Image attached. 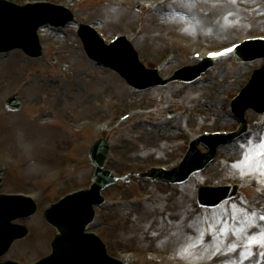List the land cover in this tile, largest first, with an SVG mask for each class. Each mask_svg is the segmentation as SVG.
<instances>
[{
	"label": "rangeland",
	"instance_id": "rangeland-1",
	"mask_svg": "<svg viewBox=\"0 0 264 264\" xmlns=\"http://www.w3.org/2000/svg\"><path fill=\"white\" fill-rule=\"evenodd\" d=\"M112 2L91 0L76 4L73 11L77 21L62 29L47 30L41 36L44 53L39 58H29L19 49L0 55V165L8 156L14 157L0 191H29L40 186L42 178L52 179L54 183L43 191L41 203L45 206L48 200L86 185L95 169L88 160V150L103 118L112 120L111 128L103 133L112 144L108 166L120 174L139 172V166L145 169L171 164L203 129L236 126L229 113L232 97L247 83L253 70L264 64V59L239 63L230 56L215 62L195 82H175L163 89L138 93L116 72L97 66L86 56L76 26L83 18V22L99 23L97 28L106 31L107 39L117 31L128 33L132 29V43L141 60L148 65L162 64V74L168 76L181 65L194 62L192 54L200 46L218 48L243 35H264V0H169L163 6L172 10L167 15L163 8L157 12L142 8L137 13L134 7L138 3L145 5V0H118L119 7ZM193 2L195 7H181L182 3ZM241 3L261 6V10L247 14L239 8ZM180 11L190 15L177 16ZM177 34L190 38L192 48L186 52L181 49L173 38ZM14 93L24 97L27 108L41 105L43 110L8 113L4 103ZM149 105L156 108L154 114L147 110ZM137 106L146 108L147 113L128 122H117L119 116ZM216 109L226 114L223 111L209 122L201 120L208 115L212 118ZM50 113L56 116L54 120L43 122ZM246 116L250 121L248 134L221 148L219 157L186 183L170 186L142 179L130 184L120 181L105 190L108 203L99 210L101 215L94 225L95 230L103 232L112 254L133 252L129 264H264L260 255L264 249L247 246L248 238L264 226V221L258 219L264 214V187L257 183V178L264 177L258 173L240 176L241 170L247 171L250 166L240 145L251 142V155L255 156L256 146L264 142V115L248 110ZM88 119L91 127L68 132L69 122ZM68 146L70 153H58V149ZM237 163L240 167L234 168ZM233 181L246 184L240 198L214 209L198 205L199 186ZM245 209L257 213L255 229L250 227L252 219ZM42 218L43 211L39 209L25 222L31 235L16 241L3 259L28 260L49 252L47 242L53 238L54 230L47 223L42 225ZM200 240L204 243L200 244ZM232 243L239 247L227 252ZM189 244L197 245L190 252L205 258L181 257L179 251ZM216 248L221 251L213 256ZM249 250L253 255L245 259ZM149 252H158L161 257L151 259Z\"/></svg>",
	"mask_w": 264,
	"mask_h": 264
},
{
	"label": "snow or ice",
	"instance_id": "snow-or-ice-1",
	"mask_svg": "<svg viewBox=\"0 0 264 264\" xmlns=\"http://www.w3.org/2000/svg\"><path fill=\"white\" fill-rule=\"evenodd\" d=\"M181 7H195V3H182ZM229 15H231V13H229ZM185 31H187L188 29H184ZM232 49H225L223 52H217V53H210V55H212L213 57H218V56H222V55H227L229 52H231ZM240 147L242 149H245V153H244V160L245 162L249 163V167L248 170H241L240 172V176L242 178L248 177L250 175H253L254 173H258L259 177H264V142L259 143L256 148L258 149L255 152V156L251 155L252 151H253V147L251 146V142H249L248 146L245 145H240ZM234 168H239L240 164H234L233 165ZM257 183H259L260 185H262V187H264V180H261L259 178H257ZM261 188H258L257 191H261ZM245 212L247 213L248 217L252 219V223L250 225L251 228L255 229L257 227V223L255 218L257 217V213L255 212H250L249 210L245 209ZM258 219L260 221H264V214L259 215ZM225 233L227 232V229L223 230ZM204 241L200 240V244H203ZM251 245H255L258 246L262 249H264V226L261 227V230L259 232H257L255 235H251L248 240H247V246H251ZM246 246V248H247ZM197 245L196 244H189L186 247H182L181 250L179 251V255L181 257H191L193 260H201L204 259V255H200V256H195L192 252L189 251V249L192 248H196ZM239 246L235 243L229 244L228 248H227V252H235L237 250ZM221 249L220 248H216L215 252H213V256L218 255L220 253ZM206 252V250H205ZM227 252L225 253V255H227ZM251 255H253V253L249 250V255H246L244 258L245 259H249L251 257ZM260 255L262 257H264V252H261ZM209 259H211V257H208ZM225 264H236L235 261H225ZM240 264H243V262L241 261Z\"/></svg>",
	"mask_w": 264,
	"mask_h": 264
},
{
	"label": "water",
	"instance_id": "water-1",
	"mask_svg": "<svg viewBox=\"0 0 264 264\" xmlns=\"http://www.w3.org/2000/svg\"><path fill=\"white\" fill-rule=\"evenodd\" d=\"M244 55H241L239 54L238 55V59L242 58L244 60H248V59H253V58H248V57H243ZM257 83H258V80H257ZM247 95L249 97V101L251 102H258L259 100H263L264 99V93L261 91V90H257V92L255 91V87L253 86L248 92H247ZM12 108H16V100H12ZM242 115V114H241ZM109 151H110V145L109 143H107L106 141L102 140V141H99L94 147H93V150L91 152V157H92V161L93 163L96 165L97 167V170H96V175H95V183L92 187V189L89 191V192H84V193H81L82 195H90V194H93L95 193L96 195L99 196V192L100 190L108 185V184H111V183H114L115 182V179H113L112 177H110L109 175H107L104 170H103V167L105 166V163L108 159V154H109ZM193 171V168L185 171V172H178L176 173V171L172 174V180H182V178H186L188 177L189 173ZM105 179V183H101V179ZM1 181V179H0ZM204 190L203 188L200 189L199 191V201L201 204H211V203H215V201L212 199V198H205V195H204ZM80 194V195H81ZM78 199V198H77ZM97 199V198H95ZM78 207L76 209V214L77 215H80V216H88L87 213H86V204L84 203L83 200H79L78 199ZM93 217V216H92ZM91 217V218H92ZM89 217V219H91ZM93 219V218H92ZM0 220H5V219H1ZM7 222L8 225H11L10 224V221H11V218L8 219V220H5ZM87 224H84L82 225L78 232L81 233L85 227H86ZM60 229V233L57 235L56 239L57 238H61L63 237V235L65 234V230H63L64 228L61 226L59 227ZM28 234V232L26 231L23 235V236H26ZM99 240V239H98Z\"/></svg>",
	"mask_w": 264,
	"mask_h": 264
},
{
	"label": "bare ground",
	"instance_id": "bare-ground-1",
	"mask_svg": "<svg viewBox=\"0 0 264 264\" xmlns=\"http://www.w3.org/2000/svg\"><path fill=\"white\" fill-rule=\"evenodd\" d=\"M41 235V234H40Z\"/></svg>",
	"mask_w": 264,
	"mask_h": 264
}]
</instances>
